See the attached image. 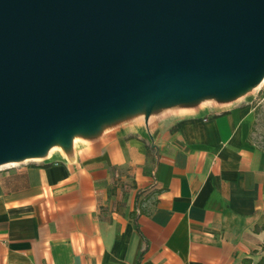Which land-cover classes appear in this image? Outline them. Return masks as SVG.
<instances>
[{
	"label": "crops",
	"instance_id": "0c3cea01",
	"mask_svg": "<svg viewBox=\"0 0 264 264\" xmlns=\"http://www.w3.org/2000/svg\"><path fill=\"white\" fill-rule=\"evenodd\" d=\"M244 99L175 106L0 169V264H242L264 255Z\"/></svg>",
	"mask_w": 264,
	"mask_h": 264
},
{
	"label": "water",
	"instance_id": "95a60500",
	"mask_svg": "<svg viewBox=\"0 0 264 264\" xmlns=\"http://www.w3.org/2000/svg\"><path fill=\"white\" fill-rule=\"evenodd\" d=\"M264 79V0H0V166Z\"/></svg>",
	"mask_w": 264,
	"mask_h": 264
},
{
	"label": "rangeland",
	"instance_id": "374dc122",
	"mask_svg": "<svg viewBox=\"0 0 264 264\" xmlns=\"http://www.w3.org/2000/svg\"><path fill=\"white\" fill-rule=\"evenodd\" d=\"M236 99H244L254 108L255 118L249 130L250 139L261 149H264V79L257 85L251 87L246 92L242 93ZM201 104H217L220 103L213 98H206L200 101ZM79 137H76L77 139ZM81 138V137H80ZM51 149H62L60 145H54ZM50 149V150H51ZM30 159H26L27 161ZM0 166V169L7 167Z\"/></svg>",
	"mask_w": 264,
	"mask_h": 264
},
{
	"label": "trees",
	"instance_id": "16d2710c",
	"mask_svg": "<svg viewBox=\"0 0 264 264\" xmlns=\"http://www.w3.org/2000/svg\"><path fill=\"white\" fill-rule=\"evenodd\" d=\"M262 249H264V245H262ZM242 264H264V255H261L256 262L250 258H245L242 260Z\"/></svg>",
	"mask_w": 264,
	"mask_h": 264
}]
</instances>
